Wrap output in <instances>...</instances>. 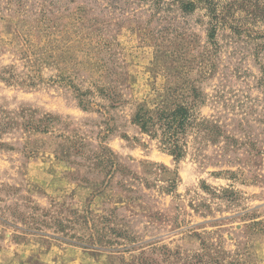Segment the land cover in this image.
<instances>
[{
    "label": "rangeland",
    "instance_id": "1",
    "mask_svg": "<svg viewBox=\"0 0 264 264\" xmlns=\"http://www.w3.org/2000/svg\"><path fill=\"white\" fill-rule=\"evenodd\" d=\"M216 5L0 0V264H264V0ZM194 97L181 161L133 124Z\"/></svg>",
    "mask_w": 264,
    "mask_h": 264
},
{
    "label": "trees",
    "instance_id": "2",
    "mask_svg": "<svg viewBox=\"0 0 264 264\" xmlns=\"http://www.w3.org/2000/svg\"><path fill=\"white\" fill-rule=\"evenodd\" d=\"M207 6L211 20L216 21L218 25V9L217 2L222 0H200ZM185 9L192 11L195 9V2L190 1L185 5ZM216 25H213V31L216 30ZM39 82L33 79L28 87L37 86ZM77 91L78 98H80L81 105L85 106V99L88 93H83L80 89L73 85ZM192 105L178 104L174 108L156 107L149 109L144 106L137 108L134 115L133 124L139 127L140 131L148 135L152 140L160 144V148L174 157L176 161H181L187 156V138L191 133L199 129L201 118L197 112V97H194ZM206 255H198L193 259L198 260L194 264H211L205 260ZM188 259V258H187ZM189 260V259H188ZM192 264V263H191Z\"/></svg>",
    "mask_w": 264,
    "mask_h": 264
}]
</instances>
